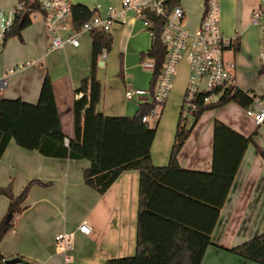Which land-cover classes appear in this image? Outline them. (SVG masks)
<instances>
[{
    "label": "crops",
    "instance_id": "1",
    "mask_svg": "<svg viewBox=\"0 0 264 264\" xmlns=\"http://www.w3.org/2000/svg\"><path fill=\"white\" fill-rule=\"evenodd\" d=\"M71 2L73 6L82 5L91 11L97 5L120 8L121 0L105 6L95 0ZM17 4L18 0H0V9L9 10ZM258 4L259 0H218L220 30L227 38H236L232 49L225 52L224 59L227 64H234V85L243 92L246 91L237 85L235 73L237 63L250 69L256 67L254 59L248 57L253 48H260V29L250 23L251 13ZM202 10L203 0L186 17V29L195 31L198 28ZM33 23L21 32V42L10 39L0 48V79L5 81L0 98L36 104L43 81L48 76L53 85L62 131L71 138L74 95L81 82L90 75L91 39L84 35L79 47L66 46L62 51L50 53L42 21ZM110 36L112 46L103 65L97 66L100 71H96L101 84L96 112L106 117H131L138 109L137 104L149 102L146 98L128 101L125 91H147L150 86L151 71L146 72L140 67L141 56L151 45L150 35L142 22L130 20L126 24L114 25ZM236 47L238 51H235ZM28 59L34 61L22 64ZM183 63L181 95L180 92L170 94L169 107L155 124L150 157L158 168L168 165L174 142L188 79V65L185 61ZM20 65L22 68L18 71L7 73L10 68ZM258 77L253 90L264 97V75ZM258 109L257 104L243 110L228 103L202 113L195 122L193 118L186 122L190 133L177 155L178 165L183 170L211 172L215 121L243 137L257 131L254 141L263 154H258L253 145L247 147L201 264H255L244 261L230 250L264 233V124L256 126L247 113ZM64 123L68 132L64 130ZM89 166L87 160L44 157L36 151L18 147L13 141L8 144L0 159V187L11 184L14 195L18 196L31 181L43 186H31L21 205L22 213L16 218L15 228L0 242V254L4 259L20 258L21 264H105L108 260L135 255L139 172L121 173L100 195L84 183L83 172ZM8 206L9 200L0 196V222ZM82 223L89 227L88 236L76 232ZM59 234L70 236L71 248L66 252L56 247L55 238Z\"/></svg>",
    "mask_w": 264,
    "mask_h": 264
},
{
    "label": "trees",
    "instance_id": "2",
    "mask_svg": "<svg viewBox=\"0 0 264 264\" xmlns=\"http://www.w3.org/2000/svg\"><path fill=\"white\" fill-rule=\"evenodd\" d=\"M203 3L206 7L209 0H203ZM18 4L24 10L6 38L21 40V32L32 24L30 10H37L38 7L34 0H18ZM146 14L151 45L141 59L154 63L148 90L153 95L166 57V49L161 42L164 20L152 12ZM90 17L91 12L85 6L72 7L75 29ZM90 39V75L76 90V94L81 93L82 97L73 102V136L69 138L62 131L53 85L46 76L36 104L0 98V159L13 141L18 147L36 151L44 157L87 160L90 166L83 172L84 183L100 195L121 173L138 171L135 255L108 260L105 264H201L247 147L253 145L256 152L263 155L254 141L257 131L243 137L215 121L211 172L183 170L178 165L177 155L188 138L190 128L186 126L189 118L182 119L181 107L168 165L155 167L150 149L156 129L142 121L153 108V101L139 104L131 117H106L97 113L101 84L96 71L102 51L109 52L112 46V37L105 33H93ZM238 50L236 47L235 51ZM259 75H264V66H260ZM256 98L236 87L227 88L216 103H198L190 118L195 122L202 113L228 103L248 110ZM260 99L264 100V97ZM65 138L69 140L68 146L64 145ZM34 184L43 186L31 181L18 196L14 195L11 184L0 187V196L9 200L7 213L0 222V242L15 228L16 218L23 210L21 205ZM230 252L246 262L264 264V233ZM5 260L0 254V264H4Z\"/></svg>",
    "mask_w": 264,
    "mask_h": 264
},
{
    "label": "built area",
    "instance_id": "3",
    "mask_svg": "<svg viewBox=\"0 0 264 264\" xmlns=\"http://www.w3.org/2000/svg\"><path fill=\"white\" fill-rule=\"evenodd\" d=\"M38 9L30 10V19L41 20L44 25L45 37L49 43L48 51L59 52L66 46L77 48L84 35L91 37L93 33L111 34L116 24H126L130 20H138L146 27L149 25L147 12L164 20L161 33V42L166 49V57L161 74L157 81L154 94L144 90L125 91L128 101L146 98L153 101V108L142 118L148 122L149 118L159 119L160 112L170 94L173 80L180 63L188 65V79L182 100V119L191 117L198 105L216 103L224 89L235 87L232 71L234 64H227L224 59L226 51L231 50L236 38H227L219 27L218 0H209L200 16L198 28L190 31L184 26L187 13L183 7V0H121L120 8L108 6L102 8L97 5L91 10V17L75 29L72 21L73 5L68 0H34ZM175 2L173 6L172 3ZM24 10L21 4L12 9H0V48L3 47L7 34L15 24L16 18ZM250 23L260 29L259 62L264 66V0H259L258 6L252 11ZM106 50H103L99 62H104ZM141 66L152 71L154 63L145 60ZM22 66L10 68L8 74L18 71ZM5 85L0 79V90ZM82 94L74 95L78 100ZM199 103V104H198ZM253 104L259 109L256 112L248 111L256 126L264 124V100L257 97ZM69 140L64 139L68 146ZM85 236L89 235V227L79 224L76 228ZM56 247L61 252L71 248L70 236L59 234L55 238Z\"/></svg>",
    "mask_w": 264,
    "mask_h": 264
},
{
    "label": "rangeland",
    "instance_id": "4",
    "mask_svg": "<svg viewBox=\"0 0 264 264\" xmlns=\"http://www.w3.org/2000/svg\"><path fill=\"white\" fill-rule=\"evenodd\" d=\"M69 2H71V0H68ZM202 0H185V1H183L182 2V4H183V7H184V10H185V12L187 13V17H188V15H189V13L191 12V10L199 3V2H201ZM114 2V0H95V3H99V4H101V5H110V4H114L113 3ZM72 3V2H71ZM38 21H40L39 19L38 20H34L33 22V24H36V23H38ZM187 21H188V19H187ZM16 40V41H20L21 42V40H19L18 38H16L15 37V39H12V37H8L7 39H6V41L7 40ZM15 41V42H16ZM259 48V47H258ZM257 48V50L255 49V48H253V53H251L250 54V57H248V59H250V58H253L254 59V61H255V63H256V67H254L253 69H250V68H246V67H242V66H238V63H237V70H236V73H235V75H236V81H237V85H241L242 86V88L247 92V93H249V94H252V95H254V96H256V97H261V96H258V94L253 90V87L254 86H256L257 85V83H258V76H260V75H258V68L260 67V62H259V57H258V54H259V50H260V48L258 49ZM257 52V54H255ZM31 61H34V60H30V59H28L27 61H25V62H22V64L23 63H26V62H28V63H30ZM145 61V59H140V62L142 63V62H144ZM140 62H139V65H140ZM109 66H110V64H109ZM140 67H141V65H140ZM184 68V69H183ZM141 69H142V67H141ZM98 70V69H97ZM142 70H144V69H142ZM98 71H100V70H98ZM144 71H146V70H144ZM103 72H105V71H103ZM146 72H150V70H147ZM184 72H185V64L182 62V63H180L179 64V66H178V68H177V72H176V76H175V78H174V80H173V86H172V90H171V92H170V94L171 95H173L174 93L176 94V92L177 93H179L180 92V95H181V89H182V82H183V78H184ZM232 75L234 76V72H232ZM151 81V80H150ZM241 81H243V83L244 84H242L241 83ZM241 83V84H240ZM174 85H175V88H174ZM249 86V88H247ZM150 87V86H149ZM257 89V88H256ZM149 90V88L147 89V91ZM176 90H178V91H176ZM170 94H169V98H168V100H167V102L165 103V105L163 106V109L161 110V112H160V116H159V119L161 118V116H162V114H164V110H167L168 109V107H169V99H170ZM137 105H139V104H137ZM180 111V110H179ZM188 118H190V117H188ZM159 119H156V118H149V120H148V126L150 127V128H154L155 127V124L158 122V120ZM64 130L66 131V132H68V129H67V126H66V124L64 123Z\"/></svg>",
    "mask_w": 264,
    "mask_h": 264
},
{
    "label": "water",
    "instance_id": "5",
    "mask_svg": "<svg viewBox=\"0 0 264 264\" xmlns=\"http://www.w3.org/2000/svg\"><path fill=\"white\" fill-rule=\"evenodd\" d=\"M103 63L102 62H99L98 63V66H102ZM22 263V260L20 258H11V259H6L4 261V264H21Z\"/></svg>",
    "mask_w": 264,
    "mask_h": 264
}]
</instances>
